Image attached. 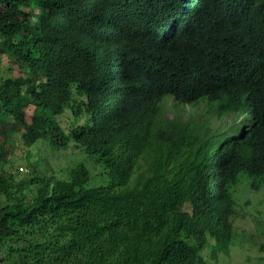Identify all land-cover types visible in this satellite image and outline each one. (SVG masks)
<instances>
[{
    "label": "trees",
    "instance_id": "1",
    "mask_svg": "<svg viewBox=\"0 0 264 264\" xmlns=\"http://www.w3.org/2000/svg\"><path fill=\"white\" fill-rule=\"evenodd\" d=\"M0 53L8 261L209 264L231 243L233 186L264 181V0H0ZM232 113L245 122L222 137L211 121ZM39 141L110 183L89 188L77 159L20 177L9 152Z\"/></svg>",
    "mask_w": 264,
    "mask_h": 264
},
{
    "label": "rangeland",
    "instance_id": "2",
    "mask_svg": "<svg viewBox=\"0 0 264 264\" xmlns=\"http://www.w3.org/2000/svg\"><path fill=\"white\" fill-rule=\"evenodd\" d=\"M7 56L0 53V67L7 68L11 65ZM14 72H19L17 65H12ZM173 100H167L165 106L167 115L171 118L174 117V113L171 109ZM185 118L191 115L193 109L189 106L183 107ZM194 121L197 118L192 116ZM214 125L216 127L223 124V121L217 118H213ZM226 125L225 137L231 133L237 132L242 123L245 122V117L241 114H232L230 118L224 119ZM237 134V133H236ZM45 145L42 141H39L34 149L26 148L24 145L18 147L15 150L9 152V159L13 162V165L18 168H23L20 171V177L29 178L42 177L45 171L51 170L52 163L55 169L58 171L56 175H59L61 167L65 168L66 162L73 163L74 160L85 162L88 165V169L91 172L92 179L88 184L89 188H95L100 186H106L110 183L111 178L106 174H102V167L97 162L88 157L87 155L70 154L71 158L65 155H56L48 157L45 153ZM47 157V158H45ZM30 159L32 166L34 163L37 165L35 173H30ZM69 165V164H68ZM51 174V172H48ZM102 174V175H101ZM255 180L247 173L240 175L239 182L233 186L232 193L235 200L236 215L232 222L234 226V236L230 244L221 245L222 251L218 252L217 257L213 256V251L210 246L207 247L203 255L209 264H264V181L259 183L258 189L254 187ZM212 245H215V241H211ZM0 264H13L7 260L6 254H0Z\"/></svg>",
    "mask_w": 264,
    "mask_h": 264
},
{
    "label": "clouds",
    "instance_id": "3",
    "mask_svg": "<svg viewBox=\"0 0 264 264\" xmlns=\"http://www.w3.org/2000/svg\"><path fill=\"white\" fill-rule=\"evenodd\" d=\"M169 99H171V100H173V104L175 103V98H173V97H167L166 99H165V101H164V104H165V106H166V104H167V100H169ZM164 106V107H165ZM186 106H189V105H184L183 107H186ZM183 107H181V108H183ZM190 108H191V106H189ZM164 111H166V108H165V110ZM166 114H167V112H166ZM232 114H236V113H232ZM231 114V115H232ZM238 114H240V113H238ZM230 115V116H231ZM241 115H243L244 117H245V115L244 114H241ZM168 116V115H167ZM191 116V115H190ZM230 116H226V117H223L222 119H220V118H217V115L216 114H214V117L213 118H217V119H220V120H222L223 121V124H221L220 126H218V127H216L215 125H214V120L215 119H212V126H213V128L214 129H216L217 131H221L222 130V126H226L227 125V123L226 122H224V119H226V118H230ZM192 117V116H191ZM194 117H196L197 118V120H198V116H194ZM171 118V117H170ZM242 125H243V123H242ZM241 125V126H242ZM241 128V127H240ZM239 130V129H238ZM20 170L21 171H23V168L21 167L20 168Z\"/></svg>",
    "mask_w": 264,
    "mask_h": 264
}]
</instances>
